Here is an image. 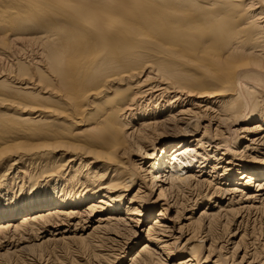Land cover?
Segmentation results:
<instances>
[{"label":"bare ground","instance_id":"bare-ground-1","mask_svg":"<svg viewBox=\"0 0 264 264\" xmlns=\"http://www.w3.org/2000/svg\"><path fill=\"white\" fill-rule=\"evenodd\" d=\"M180 115L216 126L143 163ZM191 151L199 173L180 176ZM168 195L182 208L225 201L176 237L168 202L151 219ZM122 211L149 219L135 242ZM98 212L93 238L73 236L96 264L137 244L125 264H264V229L252 236L264 223V0H0V237L40 239Z\"/></svg>","mask_w":264,"mask_h":264},{"label":"rangeland","instance_id":"rangeland-1","mask_svg":"<svg viewBox=\"0 0 264 264\" xmlns=\"http://www.w3.org/2000/svg\"><path fill=\"white\" fill-rule=\"evenodd\" d=\"M199 118L196 117H188V116H177L176 119H179V122H175L174 120L169 121L168 124H163L162 129H160L158 131V134L156 137H158V140L154 143L153 146H149V148L147 149V156L145 157V160H143V163H150V160L153 159L154 156L158 155V151L160 150V148L170 142L169 140L173 137V139L175 140H179L183 137L185 138H194V136H200L203 132L204 127H207V125H209L211 127V129H214L216 124H212V121L210 120L209 117L207 116H203V115H199ZM162 120H164V118H162ZM210 122V123H209ZM220 123H222V121H220ZM215 125V126H214ZM223 127H226L227 125L222 124ZM243 127V124H236L235 126H232L233 129L238 130V128ZM193 133L191 135H187L185 133ZM185 135V136H183ZM191 140V139H190ZM192 141V140H191ZM172 142V141H171ZM247 142L244 140L243 142L241 141L237 147H235V150L239 151L242 150V145L246 144ZM157 149V150H156ZM156 150V151H155ZM213 150V149H212ZM155 151L154 155L153 152ZM210 153V152H209ZM216 154V153H215ZM184 156V161L190 162V165L188 166H193V168H191L190 170L186 172H183L180 176H186L187 175H194V174H198L200 169L196 168V159L197 157L194 156V152H187L185 154H183ZM211 155V154H210ZM214 155V154H213ZM137 156H135L133 158V160L136 158ZM169 156L167 157V162H170ZM206 160V159H205ZM208 160V158H207ZM181 161V160H180ZM198 161V160H197ZM204 169L200 172L198 176V179L201 180H205L208 179V177L206 176V174L208 173V171L210 170V158H209V162L208 161H204ZM147 165V164H146ZM146 165L143 167L146 168ZM149 165V164H148ZM222 165V164H219ZM169 167V165H167ZM166 166V167H167ZM184 166V165H183ZM197 169V170H196ZM186 171V170H185ZM171 176H176L178 173L175 172V169H173L171 171ZM217 174L218 172L215 171ZM170 173V172H169ZM210 180V179H208ZM190 181V179H189ZM25 183V182H24ZM167 186V185H165ZM252 189V187H251ZM25 191H29L28 188L25 187ZM251 191V190H250ZM126 193V192H125ZM134 193V192H133ZM157 193L158 191H154L152 196H151V200L154 199L155 197H157ZM206 194V193H205ZM23 195V193L21 194ZM130 195L132 194H126V197L128 198ZM209 194H207L208 196ZM20 196V195H19ZM18 197V196H17ZM177 200V201H175ZM127 201V200H126ZM224 198L219 196V199H215L213 198L211 201H206L203 200V202H199V204H197L196 202H194L193 204H188L185 208H182V205L180 204V200L179 197L177 196V199H173L172 196L168 195V197L164 198V200H161L155 208H153V216L151 219L155 218L156 215L159 213L160 207H162V204L164 202H168V207L167 209L164 211L163 213V217L161 218L162 220V224L165 225L164 228H166V230L172 234H174L176 237H178V233H182L179 230V227L186 223V221L184 220L187 216L191 217L193 219H196V217L198 216V213L200 211V209L205 207L206 204V208L207 211L209 213L211 212H215L217 211L216 208H212L213 206H210L212 204H216V205H223L224 203ZM85 204V203H84ZM125 205V204H124ZM84 206V205H83ZM83 206H80V209H82ZM179 211V215H176V212ZM101 212H98L97 214H94L93 216L89 217V218H80V219H76L74 220V222H72V225L69 226H65V227H57V228H50L47 229V231H45L43 234H41L40 239L37 238L35 240L29 238L28 240V234H30V232H26V235H18L17 233H10V235L4 240V238L1 239L0 237V264H96L95 262L91 261L90 257V253L87 249L83 248L80 244H78L75 240H74V235L75 237L80 236V234L84 236H86L87 234H90L92 232V226L94 225V221L95 218L94 216L96 215H100ZM123 211L120 212L118 218L122 219L121 222V226L120 228H122L124 231H126V233H129L130 235L136 236L133 237L132 242H135L137 240V238L142 236V233H144L145 227L148 223V218L144 219L141 218V221L139 222V225H136L132 222H129L128 220H126V218L124 217V215H122ZM183 216V217H182ZM238 221L233 225L231 223L228 224L226 230H228L227 232H231V234H233L236 230H237V234L239 235V233L241 232L240 230H238ZM77 224V225H75ZM259 225V226H258ZM173 226V227H172ZM262 226V227H261ZM264 227V223L256 220L255 222H253V231L255 232V234H252L253 237H255L254 235H256V237H259V232L261 231V233L263 232L262 229ZM54 229H65V233L62 235H58V236H53L50 235L49 233L52 232V230ZM259 230V231H258ZM175 231V233H174ZM187 233L188 231H186V235L185 237H183L181 243H183L187 237ZM65 235V237L69 238V240H67L70 244L69 247H65L64 244L62 245V242L60 241L61 237ZM95 235L90 234L89 238H93ZM12 237V238H11ZM239 236H237V238H235L234 241H236L238 239ZM10 241V242H9ZM129 242V241H128ZM11 243V244H10ZM127 243V242H126ZM140 244H137L136 246H134V248L129 251L126 255V258L128 257V255L132 254L133 251L139 246ZM65 247V248H64ZM67 248V249H66ZM242 254V251L239 253V256ZM122 256V257H124ZM113 262L112 264H125L126 263V258H122ZM239 260V257H237V261ZM210 264V263H207Z\"/></svg>","mask_w":264,"mask_h":264}]
</instances>
